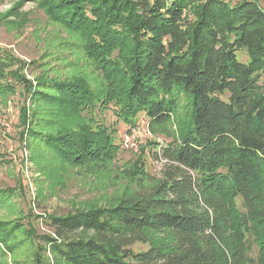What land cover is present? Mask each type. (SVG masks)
I'll list each match as a JSON object with an SVG mask.
<instances>
[{"label":"trees","instance_id":"16d2710c","mask_svg":"<svg viewBox=\"0 0 264 264\" xmlns=\"http://www.w3.org/2000/svg\"><path fill=\"white\" fill-rule=\"evenodd\" d=\"M35 1L79 36L97 79L92 86L79 73L59 78L41 71L33 85L0 52V95L12 92L3 83L11 76L32 107L31 113L21 107L23 135L38 137L33 140L73 166L104 164L118 147L102 124L84 119L41 131V103L61 116L112 105L132 125L143 112L151 129L170 124L180 102L190 108L177 121V134L158 146L159 178L146 185L137 171L135 194L50 214L46 234L0 221V253L26 239L34 244L32 264H50L47 251L56 264H264V8L258 1ZM239 51L247 62L238 60ZM7 194L0 193V202ZM136 242L147 248L132 250Z\"/></svg>","mask_w":264,"mask_h":264},{"label":"rangeland","instance_id":"374dc122","mask_svg":"<svg viewBox=\"0 0 264 264\" xmlns=\"http://www.w3.org/2000/svg\"><path fill=\"white\" fill-rule=\"evenodd\" d=\"M257 1L264 8V0ZM0 52L9 53L14 58L10 69L21 68L20 73L33 85L41 71L59 78L79 73L92 86L97 79L79 36L49 18L35 0H0ZM237 58L247 62L240 51ZM6 82L12 84L13 90L0 95V193H8L0 202V221H20L34 228L36 235L51 232L46 218L50 214L107 206L121 195L135 194L138 184L132 175L137 171H143L146 185L159 178L164 160L155 155L158 146L177 134V121H184L186 108H190L187 101L180 102L178 116L170 124L151 129L143 112L133 118L132 125L119 117L112 105L61 116L50 114L41 103L36 109L41 131H53L60 124L72 127L84 119L89 123L96 120L118 147L107 163L73 166L62 161L43 141L33 140L38 137L23 135L21 107L25 103L28 113L32 107L28 100L24 101L22 83L11 76L6 77L3 83ZM128 137L132 145L125 147ZM129 247L141 251L147 245L136 242ZM33 248L32 241L25 239L11 253H0V264H32ZM45 256L50 264H56L48 251Z\"/></svg>","mask_w":264,"mask_h":264},{"label":"built area","instance_id":"2783aa9c","mask_svg":"<svg viewBox=\"0 0 264 264\" xmlns=\"http://www.w3.org/2000/svg\"><path fill=\"white\" fill-rule=\"evenodd\" d=\"M130 137H128L125 141H124V145H125V147H129V146H131L132 145V143H130V139H129Z\"/></svg>","mask_w":264,"mask_h":264}]
</instances>
